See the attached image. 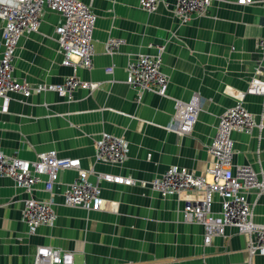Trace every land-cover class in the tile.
<instances>
[{
  "label": "crops",
  "instance_id": "obj_1",
  "mask_svg": "<svg viewBox=\"0 0 264 264\" xmlns=\"http://www.w3.org/2000/svg\"><path fill=\"white\" fill-rule=\"evenodd\" d=\"M80 1L91 7L96 24L92 66L76 75L96 88L76 89L71 101L52 92L0 100V152L34 161L40 153L55 151L59 157L79 159L92 183L111 174L136 184L98 183L103 207L86 211L63 205V192L77 175L74 170L60 171L51 193L45 191L46 178L31 194L0 178V264H33L40 247L72 253L73 264H264V256L249 257L248 236L234 228L205 245L203 227L183 221L184 203L202 199V192L161 198L149 185L172 166L206 175L219 117L236 103L257 122L264 118V96L245 94L257 70L264 79V55L258 49L264 38V0L250 5L211 0L205 15L185 24L175 15L174 0H160L151 14L140 8L139 0ZM61 22L58 13L45 9L38 31L20 39L14 62L18 80L59 85L72 73L61 65L55 33ZM1 28L0 21V56ZM109 39L120 42L112 54L105 51ZM158 54L169 83L166 96L145 93L139 100L126 83L127 63ZM194 97L200 107L197 122L189 135H178L176 102ZM103 133L127 142L122 165L96 162L94 144ZM232 139L233 163L261 172L264 179V129L233 133ZM29 198L54 200V225L29 233L22 221ZM246 198L253 222L264 225V191H251ZM220 204L214 195L213 213H219Z\"/></svg>",
  "mask_w": 264,
  "mask_h": 264
},
{
  "label": "built area",
  "instance_id": "obj_2",
  "mask_svg": "<svg viewBox=\"0 0 264 264\" xmlns=\"http://www.w3.org/2000/svg\"><path fill=\"white\" fill-rule=\"evenodd\" d=\"M159 1L139 0V6L151 14L157 10ZM174 3L176 17L180 23L185 24L195 16L205 15L211 0H174ZM252 3L254 0L237 1L238 5ZM45 9L58 13L62 18L55 31L56 41L62 56L61 65L72 72L59 85H31L18 80L14 75L15 53L19 41L25 35L38 31ZM0 21L3 48L0 56V100L8 101L9 96L14 94L26 99L34 94L52 92L71 101L76 89L91 91L96 88V85L82 82L76 75L80 69H90L94 57L92 33L96 16L89 5L80 0H0ZM119 45L118 40L109 39L105 43L106 53L112 54ZM258 49L264 55V38L259 39ZM161 64V54L154 57L140 55L127 63L126 83L136 92L139 100L145 93L166 96L169 83L161 71ZM260 76L261 72L257 70L246 87V95L264 96V79ZM199 111L196 97L188 103L176 102L174 132L178 135H189L197 122ZM253 128L264 129V118L257 122L240 102L236 103L219 117L217 129L208 148L213 157L212 167L206 175L172 166L149 183L150 189L161 198L185 192H202V199L184 203L181 210L183 221L203 227L205 245L209 244L212 237H223L228 228L247 235L246 251L249 257L264 256V225L253 222L252 205L246 198L251 191L258 195L263 193L264 179L261 172L233 163L235 151L232 135H249ZM94 155L96 162L122 165L127 159L128 144L123 138L103 133L94 144ZM66 170H74L77 175L63 192L64 207L100 211L103 200L98 183L127 187L136 184L129 177L111 174L99 175L98 183H92L87 171L81 168L79 159L59 157L55 151L40 153L34 161L0 152V178L10 179L28 194L32 193L33 187L42 178H46L45 191L51 193L58 180V173ZM214 195L221 199L218 214L212 212ZM54 205L52 198H29L24 201L22 221L30 234H34L40 227L54 225L57 219ZM33 264H73V255L60 249L40 247L36 251Z\"/></svg>",
  "mask_w": 264,
  "mask_h": 264
}]
</instances>
